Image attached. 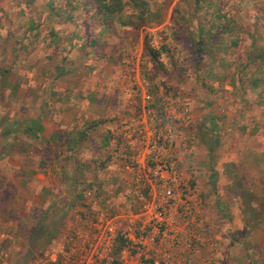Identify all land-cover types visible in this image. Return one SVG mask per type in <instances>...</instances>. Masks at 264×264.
<instances>
[{
	"label": "rangeland",
	"instance_id": "1",
	"mask_svg": "<svg viewBox=\"0 0 264 264\" xmlns=\"http://www.w3.org/2000/svg\"><path fill=\"white\" fill-rule=\"evenodd\" d=\"M137 2L142 6L123 0V8L110 14L92 0H0L1 165L43 167L46 151L53 155L47 168H55L54 196L44 199L51 203L30 210L40 220L27 223L14 204L12 228L0 222L3 263L54 264L58 251L102 245L109 223L118 259L135 214L152 199L137 167L158 129L175 137L177 159H184L179 167L203 208L200 218H215L225 241L233 235L232 220L242 215L247 244L237 237V247L264 264V0ZM114 3L108 0L111 9ZM60 85L98 86L110 94L121 152L116 146L104 155L102 147L92 149L101 143L90 133L80 145L99 157L65 147L57 157V134L49 143L41 137L70 124V111L57 110L52 99ZM76 116L85 132L88 111L80 108ZM29 118L40 119L33 124L39 138L24 131ZM62 261L59 256L56 263Z\"/></svg>",
	"mask_w": 264,
	"mask_h": 264
},
{
	"label": "crops",
	"instance_id": "2",
	"mask_svg": "<svg viewBox=\"0 0 264 264\" xmlns=\"http://www.w3.org/2000/svg\"><path fill=\"white\" fill-rule=\"evenodd\" d=\"M1 70L2 69H0V71ZM89 72L95 73L94 70H90ZM56 77L57 72L55 78ZM23 84L21 85V89L25 88ZM81 89L85 91L86 94L83 93ZM7 90H9V92H11V94L13 95V89L7 88ZM51 92L55 91L53 90L49 93ZM104 92L103 88L102 91L99 92L98 86H81L79 90L77 89V87L70 85L57 86V97L55 96L52 99L54 100L55 98H57V110L70 111V113L67 114L65 118L69 119L70 124H61V126L59 125L57 127V130L53 129V131L49 135H44L43 137H41V139L47 138V142L49 143L50 139L55 138V135L57 134V149L59 148V150H57V157L60 155L63 147H65L66 150L69 149L71 152L78 153L80 151L82 152V154L87 155H94V153L96 152L95 156L99 157L101 153L93 150H88V143L85 144V146L87 147H85V150L82 149L80 145V142L82 140L88 141L90 135H92L93 133H96L97 137L99 138L97 141L101 143V146L99 144L98 146L92 144V149L97 148L96 150H99L102 147V152L104 155V152L106 150L109 154H111L113 152L112 148L116 146L117 148L115 149V151L121 152L118 151V148L121 145L119 139L120 135L117 131H114V124L116 123L117 119L116 114H119L117 112H111V108H113V106L115 107V101L114 99H110L109 93ZM100 93H102V95H100ZM105 95L106 97H104ZM69 99L71 101H69ZM109 100L111 101L109 102ZM9 108L10 107L8 105H5V109L8 110ZM80 108H84L88 111L89 118L86 119L87 129L85 130V132H82L80 130V121L75 122L76 119H73L76 113V118L78 117ZM109 113L114 117H107ZM34 122L40 124V119H37L36 121L29 118L28 122L24 125V131L26 133H30V137L37 138L40 133H38L37 126L36 128H34ZM14 123L19 125L18 120H15L12 124ZM41 129H43V127ZM5 130L6 139H11V134L9 133V125L5 127ZM133 144L135 143L133 142ZM38 147H41L40 144H38ZM2 155L3 154H0V222H4L5 226L12 228L14 219L12 205L14 204L21 206L20 212L18 211V213L21 214L24 218H27V223H30V221L33 220L37 222L40 219L37 218V216H30V214L34 213L36 211L35 209H42L46 207V205H49L51 202L46 204V202L44 203V199L47 196L51 197L52 194L54 196L55 186L53 185V177L51 176L55 168L54 170H52L51 167L47 168V166L51 165L53 161L51 160V158L53 159L52 153L44 151L43 154H40V159L42 160L41 162L45 163L42 164L43 167H31L29 165H25L29 164V162L22 163L23 166L15 164L4 167L1 165ZM118 155L119 153L117 154V157ZM110 156L111 155H109V159H115V153L114 156ZM26 161L28 160L26 159L24 162ZM111 170L112 169H109V171ZM119 172L120 171H112V174H119ZM119 184H122L121 181L119 182ZM121 186L123 188H126L125 184ZM53 200H55L54 197ZM31 209H34L32 213H30ZM200 209H203L202 205L200 206ZM201 211L203 212V210ZM205 217H203V219H201L200 221V228L204 234L203 240L200 242L198 250L195 252V254L190 257L188 264H254V262L252 261V257L249 258V255L246 253L243 255V253H241V247H237L240 245L237 237L244 239V244H247L245 242V237H247L245 227L241 224V222L243 221L242 215L239 214V216H236L235 219L232 220L229 228H232L233 235L231 233L229 235L228 233H226L225 237H227L228 235V238L225 241H223L224 237L222 236V234H219L218 232V227L215 224L216 219L211 218L208 215L206 218ZM209 217L211 219H209ZM123 223L124 221L120 222L119 226H124ZM131 227L132 225L130 224L129 229ZM213 232H216L218 234L212 237V235L214 234ZM236 232L239 233L238 236H236ZM262 235L264 236V233H262ZM260 239L264 240V237H261ZM227 241L228 245L225 244V242ZM183 253L189 254L187 252L186 246L183 248ZM138 262L139 260L136 261L134 258H132L130 263L138 264ZM37 263L48 264L50 262L38 261Z\"/></svg>",
	"mask_w": 264,
	"mask_h": 264
},
{
	"label": "built area",
	"instance_id": "3",
	"mask_svg": "<svg viewBox=\"0 0 264 264\" xmlns=\"http://www.w3.org/2000/svg\"><path fill=\"white\" fill-rule=\"evenodd\" d=\"M155 120L153 116L149 119L151 123ZM166 133L156 129L146 142L140 161L143 166L137 169L138 176L149 185L152 199L144 210L135 214L134 227L125 233L129 234L125 235L128 246L121 256L114 257L111 239L115 228L109 223L104 229L102 245L90 242L89 246L71 248L69 253L55 251L54 264H132V258L139 260L138 264H188L204 236L200 228V206L194 201L190 181L179 167L181 158L177 159L175 137ZM185 246L189 254L183 253ZM59 256L67 261L56 263ZM0 264H5L1 255Z\"/></svg>",
	"mask_w": 264,
	"mask_h": 264
},
{
	"label": "trees",
	"instance_id": "4",
	"mask_svg": "<svg viewBox=\"0 0 264 264\" xmlns=\"http://www.w3.org/2000/svg\"><path fill=\"white\" fill-rule=\"evenodd\" d=\"M93 1V4L97 6V9L100 11V12H103L104 11V8L107 7L108 8V12L110 14L112 13H115L117 12V10H121L123 8V5L124 3L122 4V1L121 0H115V7L114 9H111V5L108 4V0H92ZM131 2L134 4V6H137V7H141L142 4L137 2V0L133 1L131 0ZM142 13H140V17L139 18H143L144 17V9L141 10ZM147 49L149 50L150 54L152 55V48L149 47L147 45ZM153 57H155L154 55H152Z\"/></svg>",
	"mask_w": 264,
	"mask_h": 264
}]
</instances>
